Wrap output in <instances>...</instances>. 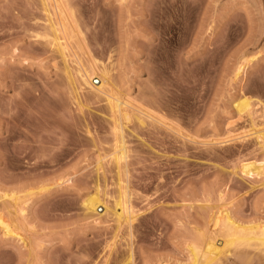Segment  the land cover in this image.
<instances>
[{"label":"rangeland","instance_id":"rangeland-1","mask_svg":"<svg viewBox=\"0 0 264 264\" xmlns=\"http://www.w3.org/2000/svg\"><path fill=\"white\" fill-rule=\"evenodd\" d=\"M166 1L0 0V264H264V0Z\"/></svg>","mask_w":264,"mask_h":264},{"label":"bare ground","instance_id":"bare-ground-1","mask_svg":"<svg viewBox=\"0 0 264 264\" xmlns=\"http://www.w3.org/2000/svg\"><path fill=\"white\" fill-rule=\"evenodd\" d=\"M166 1V0H165ZM169 3L171 2V3H176L177 4V7H178V11H179V13H178V11H177V13L179 14V16H180V18H178V17H176V18H178V19H183V16H185V14H184V12H185V6H184V4L182 3V1L180 2V0L178 1V0H167ZM166 1V2H167ZM172 4V5H173ZM176 4H174L175 6H176ZM176 13V14H177ZM176 16H178V15H176ZM177 19V20H178ZM177 20H176V22H177ZM181 23V22H180ZM85 70V72H86V69H84ZM241 70H238V72H240ZM85 72H83L84 74H85ZM93 72V71H92ZM97 72V71H96ZM96 72H93L94 74L96 73ZM92 73L90 72L89 73V71L85 74V75H87V76H85L86 78H87V82H89L90 81V79H91V82H89L90 84L93 82L94 83V81H92V76L94 75V74H92ZM98 75H100L99 77L100 78H102V80H100L101 82V84L100 85H94V84H92V86L95 88L96 87V89L98 90V89H102V85L103 86H105L106 85V83H107V80L105 79L106 77H104L105 76V74H104V76L102 75L103 73H97ZM96 74V76H98ZM89 79V80H88ZM106 80V81H105ZM104 83H105V85H104ZM105 88V87H104ZM105 90V89H104ZM103 90V91H104ZM102 91V90H101ZM106 92H108V94L107 95H109L111 92L110 91H107L106 90ZM113 93V92H112ZM112 93L110 94V96L112 95ZM117 97V96H116ZM111 98V97H110ZM114 98V97H113ZM118 98V97H117ZM116 98V102L114 103L115 104V107L117 108V109H120V107L118 106L119 104L117 103L118 102V99ZM111 99H109V101H110ZM119 100H120V98H119ZM112 101V100H111ZM113 102V101H112ZM111 102V103H112ZM110 103V104H111ZM246 104H244V105H242V106H245ZM113 105H111V108H113L112 107ZM247 106V105H246ZM114 107V108H115ZM243 108V107H242ZM114 110V109H113ZM117 111V110H116ZM120 111V110H119ZM118 111V112H119ZM125 114V113H124ZM148 114V113H147ZM264 133H262V134H260V135H263ZM264 136V135H263ZM264 140V139H263ZM116 152V151H115ZM118 157V156H117ZM119 158V157H118ZM121 158H122V156H121ZM120 159V158H119ZM118 159V160H119ZM244 166V168H243V171L246 173V174H254V173H259V171H261V170H259V169H256L254 166H252V164L251 163H246V164H244L243 165ZM88 202V208H91L92 210H95V209H97L98 208V204H99V202H101V199L98 197V196H92V197H89V200L87 201ZM126 203V202H125ZM123 204V203H122ZM124 207L126 208V207H129V206H125L124 205ZM124 208V209H125ZM128 209V208H127ZM127 209H125L126 210V213H127ZM122 211H124L123 209L121 210V212ZM125 212V211H124ZM124 212H122V214H124ZM120 215H121V213H120ZM125 215V214H124ZM124 215H123V218H124ZM125 217H127V216H125ZM120 218H122V217H120ZM129 219V218H128ZM125 220H126V218H125ZM228 220V221H227ZM222 223V222H221ZM225 223V224H224ZM224 223H222V225H223V228H221V229H223L224 231H225V237H224V246H219L218 244H217V239L213 236V235H210V236H208V239H206L207 241H206V245H205V248H203V250H200V251H198L197 249H195L194 251L196 252L195 254H196V256H198L196 259L197 260H201L200 261V264L202 263V264H211L210 262H212V261H219L218 259H221V255L223 254V248L225 247V245H227V243H231V241L232 242H235V243H237V241L239 240L240 241V239L239 238H242L241 239V241L244 239V241L245 240H247L248 238H245L246 237V234H245V236L242 234V233H240L242 236H240L239 237V235H238V237H236L237 236V234H236V228H238L240 225H238L237 223H236V225H234L235 223H234V221L231 219V217H230V215L227 213V219H226V222H224ZM216 224H217V221H216ZM4 227L6 228V234L7 233H9V230H11V228H10V226L7 224V223H5L4 222ZM216 228V227H215ZM240 229V228H239ZM239 229L237 230V233H238V231H239ZM219 230V229H218ZM246 230V229H245ZM263 232V231H262ZM213 233V232H212ZM216 233V232H215ZM264 233V232H263ZM11 234V233H10ZM17 234H19V233H17ZM236 234V235H235ZM20 235V234H19ZM248 236V235H247ZM256 236V235H255ZM260 236V235H259ZM237 238H238V240H237ZM250 239V238H249ZM260 239V238H259ZM261 241L263 242L262 244L264 245V235H263V237H261ZM260 241V242H261ZM239 244H241V242L239 243ZM196 246V245H195ZM194 246V247H195ZM227 247V246H226ZM225 247V248H226ZM226 252V251H225ZM203 261V262H202ZM197 263V262H196Z\"/></svg>","mask_w":264,"mask_h":264}]
</instances>
